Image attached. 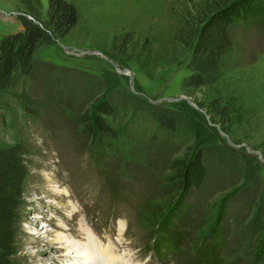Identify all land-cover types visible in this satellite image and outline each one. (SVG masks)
<instances>
[{"label": "rangeland", "instance_id": "rangeland-1", "mask_svg": "<svg viewBox=\"0 0 264 264\" xmlns=\"http://www.w3.org/2000/svg\"><path fill=\"white\" fill-rule=\"evenodd\" d=\"M69 1L77 25L39 44L34 58L45 72L26 80L14 102V131L32 150L21 264H66L82 252L76 244L85 231L98 241V264H264L256 222L264 212V18L235 28L233 67L220 84L187 91L190 50L174 42L176 0ZM48 7L49 0H0V40L24 31V19L45 27ZM86 86L98 90L93 99L102 90L103 99L120 104L118 137L102 138L81 123L92 106ZM225 94L242 109L229 126L208 113ZM162 112L193 126L195 147L223 162L210 163L207 185L186 200L189 211L166 234L164 176L182 148L157 134L153 118ZM4 114L0 109V136L12 142ZM169 239L175 245L168 251ZM67 243L71 254L60 256Z\"/></svg>", "mask_w": 264, "mask_h": 264}, {"label": "trees", "instance_id": "trees-1", "mask_svg": "<svg viewBox=\"0 0 264 264\" xmlns=\"http://www.w3.org/2000/svg\"><path fill=\"white\" fill-rule=\"evenodd\" d=\"M172 13L176 21L174 42L190 50L188 76L182 86L187 91H198L216 87L225 71L233 67L238 41L234 30L241 24L250 26L259 18L263 19L264 0H176ZM47 18L45 27L31 19H24V31L0 40V109L5 112V121L11 118L13 129L12 142L0 136V264H21L18 257L22 251L20 225L31 176L28 159L32 150L14 131L18 124L15 97L26 80L34 81L39 75L43 76L45 70L34 58L37 47L44 42L50 44L54 34L60 37L68 35L77 25V8L69 0H49ZM147 43L151 45L148 39ZM126 47L128 43L125 41L123 48H116L119 56L126 55V51L120 55L121 49L126 50ZM83 90L92 106L84 114L81 113V123L87 125V129H99L102 138L118 137L114 123H122L120 104L103 99L102 90L94 99L92 94L98 90L88 86ZM228 91L229 88L225 93ZM209 108L208 113L212 117L219 118L222 124L228 126L234 123V117L242 110L237 105V98H231L229 94L212 100ZM26 109L34 112L28 106ZM153 120L160 137L182 148L180 156L170 158L169 173L164 176V183L169 189L165 191L167 210L161 216V230L166 234L173 227L176 217L189 211L186 200L194 191H200L207 185L212 174L210 163L215 165L221 161L206 149L195 147L198 132L180 116L162 112ZM256 222L264 231L263 210L258 212ZM166 244L168 251L175 245L170 239ZM215 245L220 248L223 244Z\"/></svg>", "mask_w": 264, "mask_h": 264}, {"label": "bare ground", "instance_id": "bare-ground-1", "mask_svg": "<svg viewBox=\"0 0 264 264\" xmlns=\"http://www.w3.org/2000/svg\"><path fill=\"white\" fill-rule=\"evenodd\" d=\"M82 232H83V230H82ZM84 235H85L84 242L76 244V245H81L82 246V248H81L82 252H78L77 254H75V256L73 254L70 255L71 254L70 251H67L68 249L69 250L73 249L70 243L66 244V245L70 244L69 246H65V245L62 246L66 250H65V252H62L60 254V256L67 257V256L70 255V258H72V260H69V262H67L66 264H98V261L96 260L97 259L96 258L97 255H95L96 252H95V254L93 253L94 250H97L96 247H95V244H98V241L94 238L92 233H88V232L85 231ZM58 237H59L58 238L59 241H62L64 239L62 236H58ZM74 246H75V244H74ZM90 248L92 250H90Z\"/></svg>", "mask_w": 264, "mask_h": 264}, {"label": "water", "instance_id": "water-1", "mask_svg": "<svg viewBox=\"0 0 264 264\" xmlns=\"http://www.w3.org/2000/svg\"><path fill=\"white\" fill-rule=\"evenodd\" d=\"M37 24L41 25L40 23H37ZM119 72H121V71H119ZM254 153H256L260 157V153H258V152H254Z\"/></svg>", "mask_w": 264, "mask_h": 264}]
</instances>
